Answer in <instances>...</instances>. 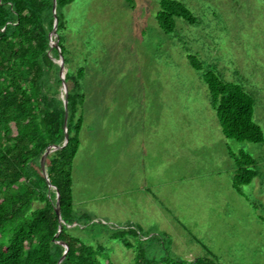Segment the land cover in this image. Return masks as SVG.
Returning <instances> with one entry per match:
<instances>
[{
	"label": "rangeland",
	"instance_id": "rangeland-1",
	"mask_svg": "<svg viewBox=\"0 0 264 264\" xmlns=\"http://www.w3.org/2000/svg\"><path fill=\"white\" fill-rule=\"evenodd\" d=\"M160 1L74 0L63 9L70 66L86 69L74 208L93 218L70 231L105 245L116 264L134 260L133 249L111 238L129 225L188 261L264 264V143L224 136L204 80L213 70L243 85L264 131V0H180L197 22L177 17L171 33L158 22ZM230 150L257 162L244 196L233 186ZM146 182L155 184L154 207ZM149 244L151 254H165L163 243Z\"/></svg>",
	"mask_w": 264,
	"mask_h": 264
},
{
	"label": "trees",
	"instance_id": "trees-1",
	"mask_svg": "<svg viewBox=\"0 0 264 264\" xmlns=\"http://www.w3.org/2000/svg\"><path fill=\"white\" fill-rule=\"evenodd\" d=\"M73 1L57 0V46L51 47L54 0H0V264H57L65 252L60 242L68 245L61 264H116L105 245L87 244L70 231L71 226L93 221L88 213L75 211L73 199L72 170L81 145L86 102V69L71 68L67 44L68 21L63 9ZM177 17L197 22L184 2L161 0L157 14L161 28L173 32ZM61 56L68 68L69 142L46 159L50 182L60 193L63 223L59 231L57 193L43 174L41 158L47 147L65 140L62 71L54 60ZM190 61L196 69H203L195 56ZM204 80L224 136L264 143L263 128L254 120V96L213 70L204 73ZM230 155L236 166L233 186L244 196L242 186L258 176L256 159L245 150H230ZM146 235L140 226L129 225L112 232L111 238L135 251L132 264H218L212 256L192 261L176 257L164 239ZM149 240L153 246L163 243L165 254H151Z\"/></svg>",
	"mask_w": 264,
	"mask_h": 264
},
{
	"label": "water",
	"instance_id": "water-1",
	"mask_svg": "<svg viewBox=\"0 0 264 264\" xmlns=\"http://www.w3.org/2000/svg\"><path fill=\"white\" fill-rule=\"evenodd\" d=\"M54 17H55V22H54V28L50 34V44L51 47L57 46V42H56V38H57V28H58V16H57V0H54ZM55 62H57L60 67H61V71H62V89H63V94H62V98L64 100V105H65V110H66V114H65V140L61 145H51L49 147H47L46 151L44 152L42 158H41V167H42V171L43 174L45 175V177L47 178V181L49 183V186L51 189H54L57 193V202H56V212L59 216V220H60V228L59 231L62 230V216H61V206H60V193L59 190L57 189V187H55L51 182L50 179L48 177V172H47V166H46V159L47 156L58 150L63 148L64 146L67 145V143L69 142V133H68V128H67V123H68V93H69V88L68 85L66 83V74L68 72V68L65 64L64 58L61 56L59 59H54ZM64 247H65V252L62 256V258L59 260V262L57 264H61V262L64 260V258L66 257V254L68 252V245L64 242H60Z\"/></svg>",
	"mask_w": 264,
	"mask_h": 264
},
{
	"label": "crops",
	"instance_id": "crops-1",
	"mask_svg": "<svg viewBox=\"0 0 264 264\" xmlns=\"http://www.w3.org/2000/svg\"><path fill=\"white\" fill-rule=\"evenodd\" d=\"M146 184V186H142V190L144 191V192H146V197H147V200L149 201V200H151V202H152V206L154 207L155 206V198H153V197H151L150 196V194L148 193L149 192V190L151 189V187H154L155 186V184L154 185H150L149 184V182H146L145 183ZM151 186V187H150ZM137 226H139V225H137ZM190 238L191 239H194V240H198V239H196L195 237H193L192 235L190 236ZM193 240V241H194ZM191 254H193V252L191 253Z\"/></svg>",
	"mask_w": 264,
	"mask_h": 264
}]
</instances>
